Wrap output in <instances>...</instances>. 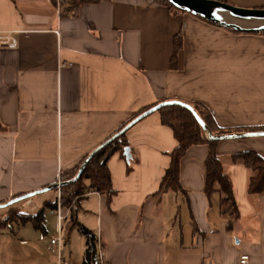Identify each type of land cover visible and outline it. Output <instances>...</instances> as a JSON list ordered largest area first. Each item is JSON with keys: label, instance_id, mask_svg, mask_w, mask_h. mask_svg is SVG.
<instances>
[{"label": "crops", "instance_id": "crops-1", "mask_svg": "<svg viewBox=\"0 0 264 264\" xmlns=\"http://www.w3.org/2000/svg\"><path fill=\"white\" fill-rule=\"evenodd\" d=\"M79 1L64 0L59 10L57 0H0V32L18 38L17 49H0V204L47 188L13 207L34 215L55 203L62 174L154 104L199 103L223 129L264 128V33L172 14L163 0ZM218 1L264 9V0ZM179 35L183 49L173 70ZM126 135L132 159L117 153L108 161L114 194L90 192L72 211L76 224L100 237L107 264H239L242 257L264 264V194L250 195L248 169L228 160L248 151L264 158V137L218 145L240 212L230 229L220 194L205 193L209 146L188 150L182 191L160 192L178 146L173 131L156 112ZM11 208H0V223ZM71 218L65 255L83 263L89 237L77 261L71 236L79 227ZM54 235L29 243L1 232L0 264H57Z\"/></svg>", "mask_w": 264, "mask_h": 264}, {"label": "trees", "instance_id": "trees-1", "mask_svg": "<svg viewBox=\"0 0 264 264\" xmlns=\"http://www.w3.org/2000/svg\"><path fill=\"white\" fill-rule=\"evenodd\" d=\"M88 1L90 0H80L79 3L85 4L89 3ZM163 2L169 7L172 14L187 13L184 10L176 8L167 0H163ZM77 8L78 6L75 7V10ZM201 19L204 20L203 18ZM227 29L236 31L231 28ZM182 49L183 37L179 35L175 38L174 41V54L171 61V68L173 70H178V59ZM159 104L161 103L154 104L142 109L138 114L134 115L130 120L122 125L120 129L115 132V134L121 131L136 117ZM190 105L195 109L196 113L203 120V122L206 124V126L214 136L264 131V128H255L250 130L223 129L217 125L216 121L213 118V115L206 106L199 103ZM158 113L161 115L162 124L169 127L173 131L174 137L178 142L177 148L170 155L171 164L163 178L160 192L182 191L180 181L182 160L184 159L190 148L201 145L209 146L210 151L205 163V193L208 197H211L214 193L220 194L221 213L228 220V228L231 229L239 220L240 212L236 203L233 184L226 171L225 163L219 158L217 153V148L221 141L210 140L207 137L206 132L202 129L201 125L195 119L194 115L182 106H168L161 109ZM115 134H113L112 136H114ZM126 136L127 135L121 136L107 147L101 149L89 161L81 178H79L78 180L73 181L76 178L82 164L90 155L85 158L76 168L62 174V186L60 190L62 204L64 207L71 206L74 202L81 199L83 196L87 195L90 192L101 193L106 195L108 199L111 198V196L114 194V191L112 188L111 175L108 169V161L113 155L117 153L125 158V149L129 148ZM228 160L233 164H241L248 169L250 175L247 190L250 195L257 196L260 194H264V158L261 155L254 151H248L231 155ZM56 207V202L46 203L44 207L34 215L22 213L20 209L12 207L10 209L8 217L0 223V233L7 231L8 233L17 237L18 234L16 229H20V227L25 225H31L34 230L42 232L46 235V212L47 210H55ZM71 219V223L75 225V214H72ZM76 225L79 227V230L83 233V235H85L87 238L92 235L87 229L79 226L78 224Z\"/></svg>", "mask_w": 264, "mask_h": 264}, {"label": "water", "instance_id": "water-1", "mask_svg": "<svg viewBox=\"0 0 264 264\" xmlns=\"http://www.w3.org/2000/svg\"><path fill=\"white\" fill-rule=\"evenodd\" d=\"M170 2L173 6H175L178 9L184 10L187 13H190L194 16H199L203 18L204 20L221 25L225 28H231L233 30H236L238 32L243 33H264V9H248V8H242L237 7L222 1L218 0H167ZM222 13L228 14V16L240 20L245 21H256L260 22V26L255 28H248V27H242L236 23H228L226 20L224 21V17L222 16ZM182 106L189 110L195 117V119L198 121V123L201 125L202 129L206 132L207 137L210 140L213 141H222V140H231V139H247V138H258V137H264V131H257V132H244L239 134H231V135H224V136H214L206 124L203 122V120L199 117V115L196 113L195 109L187 103L180 102V101H168L163 102L148 111L142 113L138 117H136L134 120H132L128 125H126L121 131H119L117 134L112 136L110 139H108L106 142H104L99 148H97L90 156L84 161L82 164L76 178L73 181L78 180L81 178L87 164L89 161L104 147H107L111 143H113L116 139L120 138L121 136L126 135L134 126H136L138 123L149 117L150 115L159 112L161 109L168 107V106ZM125 157L127 162H129L132 159L131 150L130 148L125 149ZM61 184H57L55 186V189H58V187L61 188ZM51 191L50 188H47L42 191L33 192L27 195H23L20 197H17L6 204H0V208H10L13 207L25 200L31 199L39 194L45 193Z\"/></svg>", "mask_w": 264, "mask_h": 264}, {"label": "built area", "instance_id": "built-area-1", "mask_svg": "<svg viewBox=\"0 0 264 264\" xmlns=\"http://www.w3.org/2000/svg\"><path fill=\"white\" fill-rule=\"evenodd\" d=\"M64 0H57L58 9L61 10ZM15 50L18 48V38L15 32H0V49ZM59 182L58 184H61ZM58 195L56 200L57 214V232L49 238L50 252L56 258L57 264H107L103 253L102 242L99 236H89L87 245L86 258L83 263H77L65 255V251L69 248L68 237L66 234V222L70 220L75 202L64 207L61 199L60 187L57 189ZM239 264H248L247 257H242Z\"/></svg>", "mask_w": 264, "mask_h": 264}, {"label": "rangeland", "instance_id": "rangeland-1", "mask_svg": "<svg viewBox=\"0 0 264 264\" xmlns=\"http://www.w3.org/2000/svg\"><path fill=\"white\" fill-rule=\"evenodd\" d=\"M245 26H248V25L246 24ZM249 26H252V25H249ZM45 226L49 234V235L47 234V236H45V234H43L42 232L35 231L31 225H27L26 227L16 229L17 234H19L20 239H15V240L18 242L33 243V242H37V240L45 239L46 237H49L50 235H54L57 232V217H56V214L52 212V210H47ZM71 237H72V242H73V245L76 251L75 257L77 258V261H82L84 254H85L84 235L75 226V229H73ZM3 242H7V241H3Z\"/></svg>", "mask_w": 264, "mask_h": 264}, {"label": "bare ground", "instance_id": "bare-ground-1", "mask_svg": "<svg viewBox=\"0 0 264 264\" xmlns=\"http://www.w3.org/2000/svg\"><path fill=\"white\" fill-rule=\"evenodd\" d=\"M229 19H226V21L229 23V21H228ZM224 21H225V19H224ZM237 21V20H236ZM239 25H241V24H239ZM242 26V25H241ZM245 26V25H244ZM247 27V26H246Z\"/></svg>", "mask_w": 264, "mask_h": 264}]
</instances>
